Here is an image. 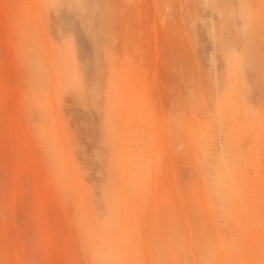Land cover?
<instances>
[{
  "label": "rangeland",
  "instance_id": "obj_1",
  "mask_svg": "<svg viewBox=\"0 0 264 264\" xmlns=\"http://www.w3.org/2000/svg\"><path fill=\"white\" fill-rule=\"evenodd\" d=\"M66 1L0 0V264H264V0H72L96 102Z\"/></svg>",
  "mask_w": 264,
  "mask_h": 264
},
{
  "label": "bare ground",
  "instance_id": "obj_2",
  "mask_svg": "<svg viewBox=\"0 0 264 264\" xmlns=\"http://www.w3.org/2000/svg\"><path fill=\"white\" fill-rule=\"evenodd\" d=\"M81 8L77 7L73 3L72 0L66 1V7L64 10L65 14L63 15V19H61L62 21H60L61 24L59 26V32H60V37H61L62 41H65L66 44H72L73 50L75 52L74 53V61H75V65H76L78 75H79L80 82H81V84H83V86H84L83 88H85L88 91L90 97L96 102V100L98 99V97L100 95L99 89H98V85H99L98 74L100 73V70L102 69L101 65L103 64L102 63V56H101V52H102L101 47L102 46H100L101 44H99L100 42L97 40L98 38L96 37V35L93 32L94 29L92 30V28H91V27H93L92 24H90L91 27H89V25L87 24L88 21L86 22L84 15H83L84 10ZM4 21H5L4 20V8H3V5L0 3V23L3 25ZM0 35H2V34H0ZM169 42L172 43L174 41L170 40ZM6 46H7V44H6ZM175 46L176 45H174V47ZM174 52H176V51H174ZM24 65H25V63H24ZM22 66H23V63H22ZM4 68H5V66H4ZM2 75H4V74H2ZM35 85L38 86V84H35ZM39 87H40V85H39ZM47 91H49V90L47 89ZM4 93H5V91H4ZM48 94H50V93H48ZM53 99H55V98H53ZM16 103H17V101H16Z\"/></svg>",
  "mask_w": 264,
  "mask_h": 264
}]
</instances>
